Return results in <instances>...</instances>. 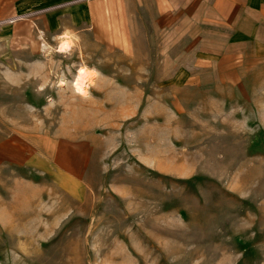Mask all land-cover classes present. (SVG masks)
Instances as JSON below:
<instances>
[{
	"label": "rangeland",
	"instance_id": "374dc122",
	"mask_svg": "<svg viewBox=\"0 0 264 264\" xmlns=\"http://www.w3.org/2000/svg\"><path fill=\"white\" fill-rule=\"evenodd\" d=\"M133 32L52 40L44 68L0 54V264H264V64L171 85L151 22Z\"/></svg>",
	"mask_w": 264,
	"mask_h": 264
},
{
	"label": "crops",
	"instance_id": "0c3cea01",
	"mask_svg": "<svg viewBox=\"0 0 264 264\" xmlns=\"http://www.w3.org/2000/svg\"><path fill=\"white\" fill-rule=\"evenodd\" d=\"M142 17L171 55V85L236 87L264 64V0H0V54L26 55V68H44L30 59L66 34L100 52L117 50Z\"/></svg>",
	"mask_w": 264,
	"mask_h": 264
},
{
	"label": "clouds",
	"instance_id": "9594fccd",
	"mask_svg": "<svg viewBox=\"0 0 264 264\" xmlns=\"http://www.w3.org/2000/svg\"><path fill=\"white\" fill-rule=\"evenodd\" d=\"M62 40L64 42L61 43L59 48L57 49V51H60V52H64L65 50H67L71 46L70 45L71 37H69L67 34L64 37H62ZM85 75H86V70L85 69H81L80 70V76L77 77V80L75 82V87H76V91L77 92H80L81 88L83 87V79H82V77H84Z\"/></svg>",
	"mask_w": 264,
	"mask_h": 264
},
{
	"label": "bare ground",
	"instance_id": "6f19581e",
	"mask_svg": "<svg viewBox=\"0 0 264 264\" xmlns=\"http://www.w3.org/2000/svg\"><path fill=\"white\" fill-rule=\"evenodd\" d=\"M82 69H84V68H82ZM80 70H81V69L78 70L77 76L75 77V82H76V80H77V77L80 76ZM89 73H90V72L86 70V75H85L84 77H82V79H83V85L85 84L84 82H85L86 76H87V74H89ZM89 77H90V76H89Z\"/></svg>",
	"mask_w": 264,
	"mask_h": 264
}]
</instances>
